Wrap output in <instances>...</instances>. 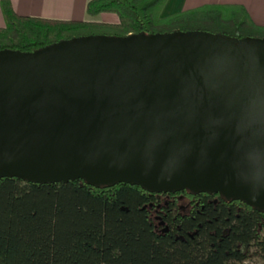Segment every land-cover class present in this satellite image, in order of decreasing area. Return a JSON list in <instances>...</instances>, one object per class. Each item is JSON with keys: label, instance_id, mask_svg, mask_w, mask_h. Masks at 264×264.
I'll return each instance as SVG.
<instances>
[{"label": "water", "instance_id": "95a60500", "mask_svg": "<svg viewBox=\"0 0 264 264\" xmlns=\"http://www.w3.org/2000/svg\"><path fill=\"white\" fill-rule=\"evenodd\" d=\"M7 175L214 190L264 209V36L173 29L0 49Z\"/></svg>", "mask_w": 264, "mask_h": 264}, {"label": "trees", "instance_id": "16d2710c", "mask_svg": "<svg viewBox=\"0 0 264 264\" xmlns=\"http://www.w3.org/2000/svg\"><path fill=\"white\" fill-rule=\"evenodd\" d=\"M165 2L88 0L90 15L117 14L118 21L104 22L18 14L9 0H1L0 49L34 50L83 34L173 29L264 36V25L242 4L205 3L160 16ZM144 190L127 182L0 177V264H248L254 254L264 258L261 209H233L227 219L205 223L193 236L183 232L180 239L175 230L155 227Z\"/></svg>", "mask_w": 264, "mask_h": 264}, {"label": "flooded vegetation", "instance_id": "af4514ba", "mask_svg": "<svg viewBox=\"0 0 264 264\" xmlns=\"http://www.w3.org/2000/svg\"><path fill=\"white\" fill-rule=\"evenodd\" d=\"M144 192L149 199L144 206H147L155 227L161 232L175 230L177 238L180 239L184 236L183 232L193 236L205 223H213L222 217L227 219V215H230L233 209L256 208L242 199L228 197L214 190L146 189ZM188 223H194L195 226L192 229H185Z\"/></svg>", "mask_w": 264, "mask_h": 264}, {"label": "crops", "instance_id": "0c3cea01", "mask_svg": "<svg viewBox=\"0 0 264 264\" xmlns=\"http://www.w3.org/2000/svg\"><path fill=\"white\" fill-rule=\"evenodd\" d=\"M18 14L60 19H82L104 22H116L118 16L114 12H100L90 15L86 11L88 0H9ZM205 3H237L242 4L256 24L264 25V0H166L160 16H166L187 8ZM5 24L0 0V26Z\"/></svg>", "mask_w": 264, "mask_h": 264}, {"label": "rangeland", "instance_id": "374dc122", "mask_svg": "<svg viewBox=\"0 0 264 264\" xmlns=\"http://www.w3.org/2000/svg\"><path fill=\"white\" fill-rule=\"evenodd\" d=\"M263 232H264V229H263ZM252 249H254V248H252ZM247 263L248 264H264V258H262L260 255L254 254L249 259H247Z\"/></svg>", "mask_w": 264, "mask_h": 264}]
</instances>
